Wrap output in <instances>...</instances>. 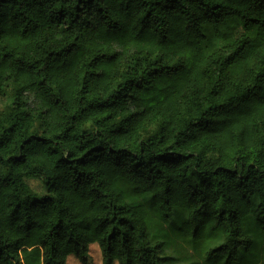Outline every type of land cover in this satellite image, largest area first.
Segmentation results:
<instances>
[{"label":"trees","instance_id":"obj_1","mask_svg":"<svg viewBox=\"0 0 264 264\" xmlns=\"http://www.w3.org/2000/svg\"><path fill=\"white\" fill-rule=\"evenodd\" d=\"M91 244L264 264V0H0V264Z\"/></svg>","mask_w":264,"mask_h":264},{"label":"rangeland","instance_id":"obj_2","mask_svg":"<svg viewBox=\"0 0 264 264\" xmlns=\"http://www.w3.org/2000/svg\"><path fill=\"white\" fill-rule=\"evenodd\" d=\"M29 183L33 189L39 190L37 182L30 181ZM85 260L86 261L83 263L77 256L71 255L67 258L66 264H102L101 253L97 244H91L88 246Z\"/></svg>","mask_w":264,"mask_h":264}]
</instances>
